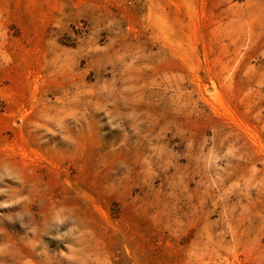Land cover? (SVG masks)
Returning a JSON list of instances; mask_svg holds the SVG:
<instances>
[{"label":"rangeland","instance_id":"rangeland-1","mask_svg":"<svg viewBox=\"0 0 264 264\" xmlns=\"http://www.w3.org/2000/svg\"><path fill=\"white\" fill-rule=\"evenodd\" d=\"M0 264H264V0H0Z\"/></svg>","mask_w":264,"mask_h":264}]
</instances>
